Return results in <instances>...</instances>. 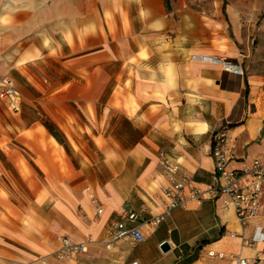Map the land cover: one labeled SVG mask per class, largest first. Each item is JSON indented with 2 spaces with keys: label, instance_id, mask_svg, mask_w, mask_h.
<instances>
[{
  "label": "crops",
  "instance_id": "crops-1",
  "mask_svg": "<svg viewBox=\"0 0 264 264\" xmlns=\"http://www.w3.org/2000/svg\"><path fill=\"white\" fill-rule=\"evenodd\" d=\"M214 4L0 0V88L21 95L17 113L0 100V264H234L229 254L264 251L225 234L264 226V193L244 229L219 196L148 223L166 202L161 154L201 190L215 134L230 168L264 163V67L245 61L235 16ZM117 221L144 241H113ZM63 236L84 244L70 261L54 255Z\"/></svg>",
  "mask_w": 264,
  "mask_h": 264
},
{
  "label": "built area",
  "instance_id": "built-area-1",
  "mask_svg": "<svg viewBox=\"0 0 264 264\" xmlns=\"http://www.w3.org/2000/svg\"><path fill=\"white\" fill-rule=\"evenodd\" d=\"M0 100L7 104L12 113L20 111L21 95L10 84H4L0 88ZM224 135L215 134L209 154L214 161V172L209 186L206 190L190 187L192 176L183 171L178 163L172 162L161 154L160 165L168 176V183L162 188V194L166 199L164 211L154 217L151 225H159L169 213L179 207H185L189 201L201 204L205 199L219 196L224 207H232L236 220L244 229L254 218L258 216L262 193H264V163L253 159L249 164H242L238 168L228 166L231 155L223 147ZM101 210L98 209L97 213ZM124 219L136 220V214L132 212L124 213ZM111 239L128 237L133 245L143 242L144 236L139 231V226L126 227L123 221L113 222L108 228ZM226 236L238 238L240 245L253 248L258 243L264 242V226H255L253 232L246 236L244 232L236 233L226 231ZM111 243L106 242L105 247L110 248ZM83 243H73L66 236L60 239V247L54 253L59 260L70 261L81 253ZM210 257L223 259L224 252L208 251ZM234 264H264V251H257L252 257L234 256Z\"/></svg>",
  "mask_w": 264,
  "mask_h": 264
},
{
  "label": "rangeland",
  "instance_id": "rangeland-1",
  "mask_svg": "<svg viewBox=\"0 0 264 264\" xmlns=\"http://www.w3.org/2000/svg\"><path fill=\"white\" fill-rule=\"evenodd\" d=\"M190 8L196 11L213 15L215 0H185ZM225 2L227 14L235 16V25L239 32L238 48L243 51H251L246 59L256 67H264V0H221ZM231 35V26H228ZM186 252V249L182 248ZM177 252L179 250L177 249ZM197 252V251H196ZM179 255H183L179 252ZM185 256V254H184Z\"/></svg>",
  "mask_w": 264,
  "mask_h": 264
},
{
  "label": "water",
  "instance_id": "water-1",
  "mask_svg": "<svg viewBox=\"0 0 264 264\" xmlns=\"http://www.w3.org/2000/svg\"><path fill=\"white\" fill-rule=\"evenodd\" d=\"M170 245L168 243V241H163L162 243H160L159 245V249L161 250L162 253H166L170 250ZM132 264H137V263H132Z\"/></svg>",
  "mask_w": 264,
  "mask_h": 264
},
{
  "label": "trees",
  "instance_id": "trees-1",
  "mask_svg": "<svg viewBox=\"0 0 264 264\" xmlns=\"http://www.w3.org/2000/svg\"><path fill=\"white\" fill-rule=\"evenodd\" d=\"M165 2V7L167 8V10L170 9V0H164Z\"/></svg>",
  "mask_w": 264,
  "mask_h": 264
}]
</instances>
